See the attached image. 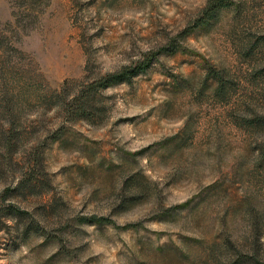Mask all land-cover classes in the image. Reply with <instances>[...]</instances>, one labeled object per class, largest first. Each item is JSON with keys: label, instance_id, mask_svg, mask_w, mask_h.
I'll use <instances>...</instances> for the list:
<instances>
[{"label": "rangeland", "instance_id": "1", "mask_svg": "<svg viewBox=\"0 0 264 264\" xmlns=\"http://www.w3.org/2000/svg\"><path fill=\"white\" fill-rule=\"evenodd\" d=\"M207 2L0 0V264H235L264 244V0L196 27ZM146 62L89 120L58 103Z\"/></svg>", "mask_w": 264, "mask_h": 264}, {"label": "trees", "instance_id": "2", "mask_svg": "<svg viewBox=\"0 0 264 264\" xmlns=\"http://www.w3.org/2000/svg\"><path fill=\"white\" fill-rule=\"evenodd\" d=\"M229 2L230 0H208L201 16L197 20L196 27L208 25L212 20L219 16L220 11L227 7ZM148 64L149 63L146 62L135 66L124 67L120 71L114 73H107L97 78L95 81L89 82L85 85L82 84L69 101L58 96V103L61 108L65 109L68 119L89 120V114H94L95 111H101L97 94L100 89L114 84H129L132 78L146 72ZM208 74H211L210 76H212L217 83L214 92L217 95L222 96L225 89L223 76L211 69H209ZM252 122L253 124H257V126H261L263 125L264 119L256 117L255 119H252ZM25 186L26 180H21L17 185V189L24 188ZM8 211H10L9 216L13 217V208H9ZM23 214L25 215L26 212ZM258 244H260L259 240L256 239L252 245L253 247H251L252 251H245V255H240V258L235 259V264L242 260H244L245 264H264V244H261V246Z\"/></svg>", "mask_w": 264, "mask_h": 264}]
</instances>
